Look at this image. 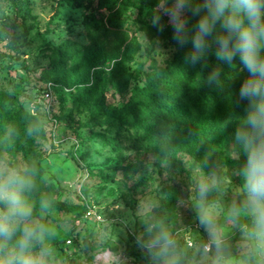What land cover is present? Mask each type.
Here are the masks:
<instances>
[{
  "label": "rangeland",
  "instance_id": "1",
  "mask_svg": "<svg viewBox=\"0 0 264 264\" xmlns=\"http://www.w3.org/2000/svg\"><path fill=\"white\" fill-rule=\"evenodd\" d=\"M122 1L84 0L79 7L73 0H0V159L11 167L40 165L44 188L31 199L37 210L41 200L49 204L50 264H105L97 259L105 253L118 264H149L133 233L153 219L167 223L185 264H196L194 245L206 235L191 208L195 185L216 172L223 184L210 199L226 206L233 195L240 159L232 132L240 109L234 104L221 120H202L194 129L198 143L184 136L160 150L139 148L134 134L109 125L101 110L123 107L176 53L150 33L153 7ZM110 16L125 22L126 35L89 28ZM66 42L76 47L66 69L76 85L53 96L49 108L44 73L57 60L53 48ZM98 83L103 99L94 96ZM88 210L102 219L87 217Z\"/></svg>",
  "mask_w": 264,
  "mask_h": 264
},
{
  "label": "clouds",
  "instance_id": "2",
  "mask_svg": "<svg viewBox=\"0 0 264 264\" xmlns=\"http://www.w3.org/2000/svg\"><path fill=\"white\" fill-rule=\"evenodd\" d=\"M150 25L171 30L174 48L187 49L184 65L201 71L209 55L218 62L204 78L221 86L222 69L243 74L234 102L238 109L232 142L240 159L238 185L226 206L210 199L223 181L216 172L195 185L191 208L206 239L194 245L196 264H264V0H156ZM34 175L27 166L0 159V264H50L54 229L31 197ZM134 243L149 264H185L186 253L163 219L146 222ZM118 264L110 253L98 257Z\"/></svg>",
  "mask_w": 264,
  "mask_h": 264
},
{
  "label": "trees",
  "instance_id": "3",
  "mask_svg": "<svg viewBox=\"0 0 264 264\" xmlns=\"http://www.w3.org/2000/svg\"><path fill=\"white\" fill-rule=\"evenodd\" d=\"M73 1L80 7L84 0ZM98 1L103 4L111 1L119 3L121 0ZM129 1L124 0L122 3ZM143 2L151 7L156 4V0H143ZM124 25V21L110 16L103 22L101 28L96 22L88 26L90 29L95 27L103 30L106 36H112L126 35L122 31ZM150 33L167 40L174 47L170 29H165L163 33L157 31ZM75 49L71 42L53 48L57 60L44 73L47 83L45 92L51 90L53 96H62L68 88L76 85L68 79L66 71L69 63L76 56ZM186 51L187 49H176L174 58L165 68H155L148 73L145 76L144 86L136 88L123 107L110 106L101 110L109 125L119 131L126 129L134 134V142L139 148L160 150L184 136L198 143L194 129L199 127L200 122L215 118L221 120L229 115L235 104L234 91L238 90L243 74H239L238 69H229L226 65H221L223 84L219 87L208 86L204 78L218 62L209 55L208 68L201 71L200 65L195 68L184 65L183 56ZM120 53L121 51L117 50V55ZM54 80L58 83L55 84ZM91 90L87 89V92L90 93ZM94 96L103 99L104 87L99 86V83L95 87ZM39 166L35 164L31 168L35 182L34 190L44 188V182L38 172ZM167 205L172 206L171 203Z\"/></svg>",
  "mask_w": 264,
  "mask_h": 264
},
{
  "label": "built area",
  "instance_id": "4",
  "mask_svg": "<svg viewBox=\"0 0 264 264\" xmlns=\"http://www.w3.org/2000/svg\"><path fill=\"white\" fill-rule=\"evenodd\" d=\"M44 98L47 102V107H51L52 105V102L54 97H53V93L51 92V90H47L45 93H44ZM54 126L56 127L57 126V121L54 120ZM86 216L87 217H91V216H95L98 220H101L102 218L100 216H97L96 213H93L92 210H88L87 213H86Z\"/></svg>",
  "mask_w": 264,
  "mask_h": 264
}]
</instances>
